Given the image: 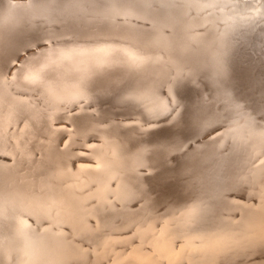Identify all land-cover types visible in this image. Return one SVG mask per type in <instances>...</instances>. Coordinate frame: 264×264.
<instances>
[{
    "label": "bare ground",
    "instance_id": "6f19581e",
    "mask_svg": "<svg viewBox=\"0 0 264 264\" xmlns=\"http://www.w3.org/2000/svg\"><path fill=\"white\" fill-rule=\"evenodd\" d=\"M32 1L0 0V54L9 46L27 53L31 39L49 45L38 54L9 55L0 66V264H142L155 258L141 254L145 243L156 245L158 238L169 264L183 253L219 260L215 236L196 235L189 224L199 210L175 199L197 174L225 193L254 199L259 223L248 237L234 229L221 257L230 254L228 264H264V30L251 23L254 11L230 0H49L42 10L47 2ZM84 41L95 45L79 49ZM129 91L120 119L109 124L120 136L91 127L104 123L109 111L35 116L34 100L120 101ZM140 100L142 109H134ZM157 121L166 124L142 127ZM104 135L110 136L98 154L83 161L74 153L61 165L60 185L73 176L81 181L46 186L70 148H87ZM252 151L263 157L251 168ZM87 161L102 167L80 165ZM161 195L165 201L154 206ZM207 199L202 211L210 213L221 196ZM26 220L32 228L24 227ZM210 224L223 226L215 218ZM176 228V237L187 241L173 254L167 238ZM119 248L123 252L108 257Z\"/></svg>",
    "mask_w": 264,
    "mask_h": 264
},
{
    "label": "rangeland",
    "instance_id": "374dc122",
    "mask_svg": "<svg viewBox=\"0 0 264 264\" xmlns=\"http://www.w3.org/2000/svg\"><path fill=\"white\" fill-rule=\"evenodd\" d=\"M14 1L16 2V4H19V6L20 5H26L30 2L34 3L32 0H14ZM171 1L177 5L181 4L180 0L179 1L178 0H171ZM230 1L236 2V4L239 3L238 8L240 10H245V13L254 11L252 16L250 17L251 19L249 18L251 20V23L254 26L260 27L262 30H264V16H263V14H264V0H230ZM37 2H39V3L47 2L41 7V9L39 8L40 10H42L45 6H47V4H49L48 3L49 0H40ZM16 4H15V7H16ZM35 7H34V9H35ZM40 10H38V12H40ZM194 10H189L187 13V16H186V19L189 18L191 20V22H192V18H193L192 16H193ZM20 12H18V14ZM37 14H34V11L32 13L33 16H37ZM98 16L97 15H90L89 17H94L95 21H97ZM125 18H128V17H125ZM33 19L35 20L36 18H33ZM120 19H123V18H118V20H120ZM206 30H207V27L205 28L204 26H202L200 28V33H204ZM92 31H94V30H92ZM7 35L8 34H6L5 36H7ZM0 38H2V36ZM42 41H44V39L41 40L38 38V40H35V41L31 39V41H29V43H27L25 45L26 48L30 49V51L27 53H20L19 51L14 52L13 47L9 46L8 47L9 51L7 53L3 52V54H0V66H2L5 63V61L8 58H10L12 55L19 54V55H21V57H24V56L28 55L29 53L37 52L36 54H38V52L40 50H46V46L48 47L49 45L47 44L46 46H44V44H42V43H45V41L44 42H42ZM33 42H35V43L32 44ZM82 44H83V46H81L79 49L87 48L85 46L95 45L93 42L87 43L85 41ZM84 44H86V45H84ZM0 45H2V44H0ZM73 49L74 48L68 49V50H73ZM0 53H2L1 50H0ZM149 54L150 53L145 54L144 56H142V58L148 57ZM9 55H10V57H9ZM34 57L39 58V56H37V55H35ZM30 59H32V57ZM173 63L174 62L169 64L167 67L171 66ZM186 71H187V69L183 70V72L180 73V76L182 78H184V74L186 73ZM8 76L10 77V74ZM173 76H174V74L170 75V77H173ZM161 93H162V96L164 98L167 97L163 91H161ZM121 94L124 95V93H121ZM129 97H130V91L128 92V94L126 93V95H124V98L120 101H114V100L108 99V100H105L104 102H100V100H97L98 98H96V96L95 97L94 96H85L82 98L79 97V98H73V99L59 98V100L58 99L57 100H49V99L45 100V99H43L46 102H44L43 100L40 99L41 101L40 100H38V101L34 100L36 102H33L34 103L33 106L36 109H38V114L36 113L35 116H38V115L56 116V115H61L62 113H64L65 115H67V117L70 116V118H73L74 115H76V114L81 115L83 117L84 115H86V114L88 115V114H91L93 112L102 114L104 112L109 111V114L104 117V119L106 118V121L104 123L97 124L98 121H94L91 124V127L96 128V129H101V130H110L111 129L112 130L111 136L112 135L120 136V133H119L120 129L118 127H115V128L110 127L111 125H109V124L113 121L120 119L119 113L122 114V111L124 110V107H125L124 104H120V103L129 99ZM45 98H47V97H45ZM84 99L86 100V102ZM37 102H39L40 104L39 105L35 104ZM142 102H143V100H140L137 104H135L134 109H137V110L142 109V106H143ZM123 123L134 125L136 123V120L126 119V120H123ZM58 124H59V126L67 125L65 122H59ZM165 124H166L165 121H157V122H150L147 125H144L142 127L150 128L152 126H156V127L161 129ZM66 127L68 129H72V128H70V125H68ZM227 129H228V127H224L220 131H218L217 134L223 133ZM167 132L168 131H166V133ZM108 136H110V135H108ZM108 136L107 135H104L103 137L100 136L96 140H93V141L87 143L86 144L87 148H84V149L75 148L73 150V148H70L69 149V158L62 161L60 164H57L53 168L52 176H51V178H48L49 182L46 184V186L48 188H63L64 189L67 186H69L71 183L74 184L77 181H81L83 179L82 177L73 176L71 179L72 180L71 182H67L65 185H60L58 182V177L60 174L61 175L64 174V171H65V168L64 169L61 168V165L64 164L66 161H70L72 159L74 153L81 156L80 159H82L83 161L85 160V158H84L85 154H92V155L98 154V152L101 150V148H103L105 146V144L107 143V140L105 139V137L107 138ZM85 137H86V135H83L78 139H74L73 145H75L78 142L84 141ZM67 138L68 137L64 138V140H66ZM89 146L90 147L96 146L95 147L96 150L95 151H88ZM63 147H64L63 145L60 146V148H63ZM222 154L223 153L221 152L220 155H222ZM256 154L257 153L254 151L251 152V154L249 156V160H248V167H251V168L254 167L262 159L263 156L257 157ZM80 165H82L84 167H87V166H93V167H100L101 166L102 167V163L94 162V161L82 162V163H80ZM198 176H199L198 174H197V176H195V179H194L195 181L188 182L186 184L183 192L180 195H178V197H176L175 199L187 207L196 208L197 210H199V217L197 218V220L195 219L194 221L190 222L189 224L192 228H194L195 231H193V233L196 235H201V236H204L206 238H209L211 236H215V238H216L215 245L217 247L216 251L219 252V253H217L219 260L215 259L214 257L211 258L208 256H204L201 258L189 257L188 253H183V254H179L176 257V261L179 262L180 264H228L229 261L231 260L230 254L228 256V259L221 257L222 255H224L226 253L225 251H227V246L223 242L225 240H227L228 237H230L234 233V229H240L248 237L251 233L250 230L255 229V226L259 223V218L261 217V214L259 213V211H257V209L255 207V201L252 197H247V196L235 193V192L225 193L224 188H222L221 186L215 185L212 180L208 179V177H205L204 179L200 180L199 178H197ZM132 179H133L132 177L129 178V180H132ZM25 182H26V180H25ZM214 194L217 195L218 197L221 196L220 205H218L217 208L210 210V211H212L210 213L207 212L209 210L202 211V207L206 206V204H207V200H208L207 197H211ZM165 196L166 195H161L160 197L154 199L153 202L154 201L155 202L153 203V205L157 206L160 203H162L163 200L165 201ZM134 209H137V206ZM241 211H243L244 215H242ZM178 215L179 214H177L175 216V218L179 219L180 215L179 216ZM214 218L218 219L219 222H221L223 224V226H221V228H216L210 224V222H212ZM168 221L169 220L162 221L161 224L157 225V229H161L165 224L168 223ZM32 226H33V223L31 221H29V220L25 221L24 227H26V228L31 227L32 228ZM59 230H63V228H60ZM180 233H181V230L179 228H176V229L171 231V234H169L167 240L169 241V244H168L169 247L172 248V251H170V253L173 252V254H176L177 252H179L180 248L185 245V241H187V240L180 239L179 237H176V236L180 235ZM130 235H132V234H130ZM126 237L128 238L129 236H126ZM147 242L149 244L145 243V245H147V246L145 248H143V250L141 251V254H143V253L144 254H150V255H153L155 258L144 259V260L142 259V260H139V262H141L142 264H169L168 260L163 255V252L159 249V247H161V243H160L159 238H158V242L156 245L150 239H148ZM137 245L138 244H136L135 246H137ZM155 247H156V249H155ZM85 248L90 249L91 251L94 250V247L89 246V244H86ZM243 249H244V243L242 242V243H240V245H238V247L236 249H234L235 255L239 251H242ZM120 252H123V250L121 248L109 251L108 257L112 256V255L116 256V254H118ZM126 252L130 253L131 250L126 251ZM233 254H234V252H233ZM102 264H108L107 259L104 260L102 262Z\"/></svg>",
    "mask_w": 264,
    "mask_h": 264
},
{
    "label": "snow or ice",
    "instance_id": "6c2138e0",
    "mask_svg": "<svg viewBox=\"0 0 264 264\" xmlns=\"http://www.w3.org/2000/svg\"><path fill=\"white\" fill-rule=\"evenodd\" d=\"M27 79H30V77H27Z\"/></svg>",
    "mask_w": 264,
    "mask_h": 264
}]
</instances>
